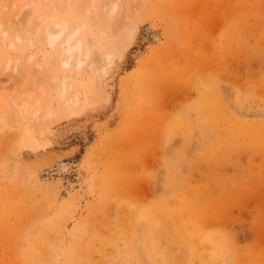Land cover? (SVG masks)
Here are the masks:
<instances>
[{"label": "rangeland", "instance_id": "374dc122", "mask_svg": "<svg viewBox=\"0 0 264 264\" xmlns=\"http://www.w3.org/2000/svg\"><path fill=\"white\" fill-rule=\"evenodd\" d=\"M0 264H264V0H0Z\"/></svg>", "mask_w": 264, "mask_h": 264}, {"label": "bare ground", "instance_id": "6f19581e", "mask_svg": "<svg viewBox=\"0 0 264 264\" xmlns=\"http://www.w3.org/2000/svg\"><path fill=\"white\" fill-rule=\"evenodd\" d=\"M87 7H89L88 4H87ZM91 8L92 7H90V10H92ZM115 10L116 9L113 8L110 12V15L113 12H115ZM87 13L88 15L90 14V12H87ZM90 16L92 15L90 14ZM84 27H85V23L83 22L81 23L75 22L73 24H70V18L66 16H61L59 19L55 20L50 25L44 26L42 30V39L44 40L45 44L51 47L55 45L57 42H59L58 47L61 48V54L59 55L58 62L60 66L68 67L72 63L77 66H82L86 64L89 67L88 72L91 73V75H97L98 71H102V74L98 76V84L102 85L101 82L106 72L105 65L106 64L113 65L112 59L115 53L109 49H106L102 53V58H100L99 61L95 60L94 57L91 58L90 57L91 42H90V38L87 37L89 36L88 35L89 33L84 34V31H83ZM152 38L155 44L161 43L162 41L159 33L157 34L156 31L153 33ZM67 79H68L67 75H60V73L56 71H51L50 73L47 74V77H46L47 82L51 83L50 84L51 87L55 91H57L56 94L63 101L61 104L66 103L67 111H71L72 106H73L72 103H75L78 100L79 94L78 93L77 95L74 94L75 87L71 83L70 84V92H71L70 98L65 97L66 92H67V86L69 84ZM72 97H74V99ZM22 104L24 105V108H25L26 103L23 102ZM52 107H53L52 104H48L44 107L43 111L37 110L34 113V116H38V115L41 116L43 114L42 118L44 119L43 121H44V124L46 125L48 120H50L52 117L55 116V112L53 111ZM57 126L59 127V125ZM68 126L69 125L63 126L62 128H58L56 132H58L59 134L60 133L65 134L66 132L68 133V131H70V128ZM71 166L72 165H70L69 162H60L58 164L57 169L59 173L68 172L71 169L70 168ZM86 181L88 184V189L91 192L92 187H93V177H89Z\"/></svg>", "mask_w": 264, "mask_h": 264}]
</instances>
